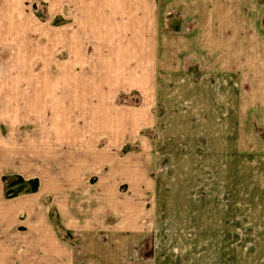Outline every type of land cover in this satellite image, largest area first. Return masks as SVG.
Masks as SVG:
<instances>
[{
	"label": "rangeland",
	"instance_id": "rangeland-1",
	"mask_svg": "<svg viewBox=\"0 0 264 264\" xmlns=\"http://www.w3.org/2000/svg\"><path fill=\"white\" fill-rule=\"evenodd\" d=\"M119 1H104L103 10L108 20L101 30L96 26L89 29L82 22V15L73 14L76 20L71 23L77 34L75 56L69 60L68 52L65 53L62 66L34 68V71L30 68V74L33 71L36 78L49 75L53 81L0 84L3 87L0 93L4 92L9 99L14 95L25 103L26 96L32 98L30 113L21 114L20 105L14 102L17 104L13 106L17 110L15 118L28 115V121L20 132L28 134L30 144L46 143V147L52 148L44 149L43 166L45 177L54 181L57 175L64 176L67 166L73 169L68 164L67 151L70 148L67 150L66 147L69 146L53 148L51 145L58 135L57 127L67 122L83 126L87 131L86 134L77 131V143H82V147L77 146L78 153H73L71 158L75 156L77 159L72 179L76 195L73 190L70 195L72 199L76 197L77 205L84 201L86 186L95 190L99 174L113 171L97 169L101 166L98 161H85L86 156L82 154L86 150L84 143L90 140L89 128L94 142L93 153L107 146L110 155L119 154L121 159L114 165L120 167L117 173L122 180L120 196L124 200L119 199V204L122 206V201L137 204V200L133 202L132 198L140 191L142 205L157 219L158 227L154 223L147 233L157 234V243L153 235L152 246L155 249L157 244L158 252H152L153 259L165 260L172 256L166 250L168 243L161 239L164 238L184 247V255L189 254L192 248H198L199 254L188 258L189 264H213L212 257L222 264H264V91L258 93V89L253 90V83L251 89L239 88L237 84L236 92L231 95L235 104L228 113L225 106L229 100L228 87L216 89L221 84L206 83L204 104L206 100L215 103H223L224 100L220 111L226 115L221 119L209 109L208 118L201 119L199 125L195 124L190 112L192 108L189 106L190 111L186 112L182 101L176 107L175 101L167 96L174 91L167 87L166 80L170 75L165 71L180 67L179 62L183 63V59L179 50L187 46L182 45L172 53L166 39L169 37L175 41L177 38L180 45L184 38L188 42H196L195 35L203 32V20L199 19V25H195L189 18L187 3H184L183 10L181 2L176 0L178 5L171 0H137L135 9L141 16L139 19L131 18L132 5L124 8L129 11V16L127 12L122 13L121 6H117ZM256 1L264 3V0ZM48 5V0H37L32 12L48 18ZM150 9L153 18L156 17L154 34H148L146 27ZM213 9L218 20L222 14L220 7L217 9L215 5ZM93 16L100 19L98 13ZM62 21L59 16L51 24ZM152 29L151 24L150 32ZM167 32L177 34V37ZM221 39H217L213 50L200 49L199 56L190 50L189 58L210 64L215 62L217 67L202 71L208 78L229 63L227 35ZM90 46L91 50H88ZM55 52L57 50L53 55ZM239 68L244 79L245 70ZM5 69L6 66L0 65V75H5ZM195 71V68L191 69V72ZM58 76L62 78L60 83ZM193 105L198 107L196 100ZM3 106L0 98V111L5 108ZM225 109L227 113L223 112ZM229 116L231 122H228ZM53 153L59 155V163L52 158ZM131 154L137 156L130 157ZM109 166L111 169L112 161ZM19 178L23 179L22 176L5 177L6 198L38 190L33 189L31 180L40 179L22 181ZM84 183L88 185L84 186ZM48 186L50 191L55 189L52 183ZM44 202L52 204V196L46 197ZM51 213L52 221L62 235H66L58 226V215L55 211ZM205 234L211 242L208 248L196 243ZM178 251L175 248L174 255L181 262L184 256Z\"/></svg>",
	"mask_w": 264,
	"mask_h": 264
},
{
	"label": "crops",
	"instance_id": "crops-1",
	"mask_svg": "<svg viewBox=\"0 0 264 264\" xmlns=\"http://www.w3.org/2000/svg\"><path fill=\"white\" fill-rule=\"evenodd\" d=\"M104 1L48 0L49 17L44 18L32 12L37 0H0V65L7 68L5 75H0L2 79L0 84L53 81L49 75H42L40 79L36 78V75H33L34 68L38 70L46 66H62V56L67 52L69 60L75 56L77 34L76 28L71 23L76 20L74 15H82L80 18L89 29L96 26L101 30L105 25L104 22L108 20L103 10ZM136 1L120 0L116 3L123 9L122 13L127 12L129 16V11L124 8L126 6L129 8L131 4L130 12L133 16L131 18L139 19L141 15L140 11L135 9L138 5ZM171 1L177 4L174 0ZM176 1L181 2L183 10L184 3H187L189 18L195 25H199V19L203 20L201 30L204 34L201 32L202 35H195L196 42H188L182 33L184 42L181 45L177 38L175 41L169 37L166 39L172 53L182 45L187 46L186 49L189 50H179L183 63L179 62L178 69L165 71L170 75L166 80L167 87H171V91H174L173 94L167 96L175 101L176 107L182 101V108L187 109L186 112L190 111V106L192 108L190 112L197 125L201 119L208 118L209 109L214 110L222 119V116L226 115L221 114L220 111L224 107L223 99V103L206 100L204 104L206 83H213L214 86L221 84L216 89L228 87L229 100L225 105L228 107V113L235 104L231 95L233 91L236 92L237 84L239 88L251 89L253 83V90L258 89V93L264 91V3L256 0ZM2 4L4 8L1 7ZM215 5L217 9L218 6L220 7L222 13L218 20L215 17V9H213ZM151 11L150 9L146 16L148 34H154L157 25L156 17L153 18ZM95 13L100 15V19L94 18ZM59 16L64 21L52 25L53 20ZM143 18L145 19V16ZM150 19L153 20L152 23ZM138 23L141 24L140 21ZM151 24L153 29L150 32ZM137 28L140 29L139 25ZM180 28L182 29L181 25ZM97 32L103 33L99 30ZM167 33L177 37V34ZM226 35L229 44V63L208 78L202 71L217 67L214 66L215 62L210 64L189 58L190 50L199 56L200 49L213 50V46L217 45L215 44L217 39L222 41L221 38ZM190 38L193 40V36ZM200 44L203 46L200 47ZM56 50L57 52L53 55ZM88 50H91V46ZM239 66L245 70L244 79ZM30 68L33 70L32 74H30ZM192 68H195V73L191 72ZM61 79V76H58L59 83ZM2 89L1 86L0 90ZM0 98L5 107L0 111V264H189L188 258L199 254L198 248L191 247V252L184 255L186 251L184 247L173 240L161 238L165 244L168 243L166 250L171 252L172 256L166 257L165 260H156L157 257L153 259L152 252H158L157 244L155 249L152 246L154 238L157 243V234L147 233L151 231L154 223L156 228L158 227L157 219L151 216V210H147V207L142 205L140 191L132 198L133 202L137 200V204L123 201L122 206L119 204L118 200L123 199L120 196L122 180L117 173L120 167L114 165L121 159V156L119 154L110 155L107 146L96 149L93 153L94 142L92 143L91 128H89L90 140L84 143L86 150L82 155L86 156L85 161H98L101 166L97 169L113 171L99 174L95 190L84 183L86 186L84 201L77 205L76 197L72 199L70 196L72 190L76 195L74 192L76 186L72 184V179L76 172L77 159L75 156L72 160L71 158L73 153L77 155V146L82 147V143H77V131L82 134H86L87 131L83 129V126L78 127L72 123L69 125L67 122L57 127L56 134L58 135L54 137L51 145L53 148H57V145L69 146L66 148L70 149L65 151H67L68 164L73 169L67 166L64 176L57 175L54 181L48 180L45 177L43 166L44 149L52 148L46 147V143L44 145L38 142L30 144L28 134L20 132L23 131V124L28 121V115L22 118L14 116L17 110H14L13 106L17 104L20 105L21 114L30 113L29 107L33 108L30 104L32 98L29 99L26 96L25 103H23L21 99L14 98V95L10 96L11 99L5 97L4 92L0 93ZM199 98L202 100L199 101ZM195 100L198 107L193 105ZM15 101L17 104L14 103ZM23 104L25 106L21 107ZM223 112L227 113L226 109ZM86 113L88 114V111ZM231 121L232 118L229 116L228 122ZM211 125L215 126L213 123ZM136 156V154H131L130 157ZM52 158H55L56 163L60 162L59 155L53 153ZM110 161L114 166H111V169ZM105 165L106 168H104ZM67 172L68 176H66ZM115 173L117 174L114 175ZM6 176H22L23 179L38 178L40 179L38 190L14 198H6L4 183ZM51 183L55 189L52 188L50 191L48 185ZM49 196H52V204L44 202ZM51 211H55L58 215V226L63 228V233L66 232V235L63 236L61 230L52 221ZM112 217H114L113 221ZM159 226L165 225L159 224ZM202 237L196 243H201L208 248L211 244L207 239L208 235L205 234ZM174 247L179 250L178 253L181 256H184L181 262L174 255ZM212 263L222 264L213 257Z\"/></svg>",
	"mask_w": 264,
	"mask_h": 264
},
{
	"label": "trees",
	"instance_id": "trees-1",
	"mask_svg": "<svg viewBox=\"0 0 264 264\" xmlns=\"http://www.w3.org/2000/svg\"><path fill=\"white\" fill-rule=\"evenodd\" d=\"M19 179L22 180V181H24L22 178H19ZM31 182L33 183V189L38 188L39 183H38V180L37 179L31 180ZM9 192L10 191H8V193Z\"/></svg>",
	"mask_w": 264,
	"mask_h": 264
}]
</instances>
